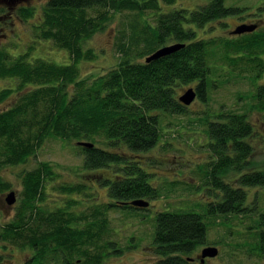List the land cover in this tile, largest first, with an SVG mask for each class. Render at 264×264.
<instances>
[{
  "label": "trees",
  "instance_id": "obj_1",
  "mask_svg": "<svg viewBox=\"0 0 264 264\" xmlns=\"http://www.w3.org/2000/svg\"><path fill=\"white\" fill-rule=\"evenodd\" d=\"M28 1L12 7L23 20L39 15L33 24L37 40L32 42H52L66 51L70 62L57 64L39 57L30 60L28 52L14 57L0 49V78L17 80L14 88H0V102L16 95L15 102L0 111V169L25 163L44 141L56 137L75 142L85 169L113 167L116 173L113 178L101 180L112 201L77 211L78 201L69 198L64 205L50 208L42 202L46 180L53 179L55 171L49 161H39L35 168L21 172L19 197L12 205L6 203L12 207L17 202L18 206L0 227V239L6 245L31 251L23 264H100L114 244L108 238L109 211L136 209L130 201L159 196L157 187L147 181L149 174L130 154L146 151L158 142L159 111L173 115L186 112L188 105L178 100L175 85L194 81L195 97L205 100L210 83L206 58L213 42L198 38L196 30L215 20L241 16L243 8L227 7L224 0H206L191 10L174 6L169 11L163 10V3L172 5L175 0H40L44 3L39 7L23 6ZM12 7L0 4V19ZM122 11L131 17L117 33L118 63L103 75L78 78L77 63L93 57L91 49H83L84 42L114 13ZM148 13L153 14L152 22L145 17ZM169 40L184 46L145 61L147 55ZM260 46L264 47V34L258 44L254 40L243 45L248 51L243 55L248 57L242 60L245 65L251 64V69L260 68L253 79L248 75L247 80L256 87L251 108L264 115V83L255 84V78L264 76V65L252 63L259 57H251L254 48ZM223 47L227 48L225 44ZM138 57L143 59L135 61ZM203 125L210 154L203 181L215 198L208 202L207 212L226 218L216 220L220 223L211 227L217 234L215 243L227 241L224 239L232 231L229 222L233 223L245 236L246 251L253 252L264 264V213L253 226H246L255 208L253 202L251 208L246 206L251 205L247 202L248 188L264 186V169H253L249 159L253 149L247 139L253 134L252 123L247 113L227 110ZM77 142L93 145L83 147ZM103 143L105 146H101ZM231 170L240 173L235 186L224 177ZM10 188V183L0 176V197L4 199L3 192ZM59 189L66 194L83 190L78 184L60 185ZM240 218V224L245 225L243 231L235 223ZM221 226L225 227L223 232L218 230ZM207 229L200 213L159 211L152 237L158 258L143 264H191V253L200 250V254L203 247L209 246ZM76 259H80L79 263Z\"/></svg>",
  "mask_w": 264,
  "mask_h": 264
},
{
  "label": "rangeland",
  "instance_id": "obj_2",
  "mask_svg": "<svg viewBox=\"0 0 264 264\" xmlns=\"http://www.w3.org/2000/svg\"><path fill=\"white\" fill-rule=\"evenodd\" d=\"M26 3L23 6L39 7L44 1L29 0ZM204 3L206 0H175L172 5L163 3V10L169 11L174 6L191 10ZM224 5L243 8L240 12L242 15L215 20L196 30L198 38L213 42L208 47L206 58L207 65L210 66V74L207 76V81L210 80V83L206 88L205 100L202 101L195 97L187 106L184 114L173 115L159 111L161 137L158 142L146 151L130 154V158L138 161L142 169L149 174L147 181L157 187L159 196L153 200L146 199L148 205L144 207L134 206L137 208H117L109 211L108 238L114 244L113 247H109L108 253L100 264H143L155 261L158 256L155 254L152 237L155 217L159 211H185L200 213L204 216V221L208 226L207 241L209 244L207 245L217 247L218 254L207 258L200 264H262L253 252L246 251L245 236L238 233L236 226H232L233 223L229 222L232 231H229L225 237L224 240L227 241L215 243L214 239L217 238V234L211 227L220 223L216 220L226 218L224 215H213L207 212L208 202L215 198L213 194L210 195L208 185L203 181L207 177L206 163L210 160L206 147L205 125H203L206 121L216 119L220 113L227 110L247 113V118L253 128V134L247 139L253 149L249 158L253 163L251 167L264 169V115L263 112L251 108L255 102L256 87L247 80L248 75H251L253 79L260 68L251 69V64L245 65L242 58L248 55H243L245 53H241L240 49L238 51L224 47L221 49L224 37L230 34L228 32L241 21L255 23L257 28L244 34L247 39H241L242 49L245 43L251 44L255 38L263 36L264 0H224ZM13 7L8 8L7 16L0 19V49H5L14 57L28 52L30 60L39 57L57 64L70 62L66 51L57 48L52 42L39 39V41L32 42L36 39L33 24L39 15L34 14L33 17L23 20ZM152 16V13L145 15L149 22H152ZM129 17L131 15L127 11L114 13L100 30L94 32L84 42L83 49H91L93 57L82 59L77 63L78 78L92 79L116 66L120 59L115 46L117 33L119 35L118 30L128 22ZM173 42L175 41L169 40L165 45ZM29 45L33 47L29 48ZM261 48L264 47L254 48L252 54L258 55ZM142 59L143 57H138L134 60L141 61ZM252 63L264 65V52ZM263 78L264 76L255 78V84L264 83ZM16 83L17 80L12 78H0V88H14ZM195 84L196 82L192 81L175 85V95H182L188 88H194ZM15 100L16 95L13 93L12 96L0 102V111L12 105ZM101 146H105V143ZM123 149L127 150L126 147ZM39 161H49L55 171L53 179H48L45 183L42 202L44 206L56 208V206L64 205L66 200L71 198L78 201L76 210L79 211L98 202L112 201L107 194V185H101V180L106 177L113 178L116 173L114 168L85 169L82 167L83 155L77 149L75 142H66L56 137H50L44 141L36 155L30 157L25 163L0 169V176L11 185V188L3 192L2 196L12 190L18 198L22 189L21 172L35 168ZM239 174L231 170L224 173V177L235 186ZM69 184L82 185L83 190L75 194H66L59 189L60 185ZM248 192L247 202H253L255 208L250 211L253 218L251 223L246 221V226H253L260 213H264V186L250 187ZM142 199L145 200V198ZM250 204L247 203L246 206L251 208L253 205ZM17 206L16 202L14 206L5 211L1 206L0 227L14 215ZM239 216L236 215V217ZM241 218L235 223L243 231L245 225L240 224ZM224 228L218 230L223 232ZM0 242L2 243L0 264H23L29 260L31 251L10 244L6 245L1 239Z\"/></svg>",
  "mask_w": 264,
  "mask_h": 264
},
{
  "label": "water",
  "instance_id": "obj_3",
  "mask_svg": "<svg viewBox=\"0 0 264 264\" xmlns=\"http://www.w3.org/2000/svg\"><path fill=\"white\" fill-rule=\"evenodd\" d=\"M24 1H28V0H0V4L3 5H7L8 7H12L15 6L19 3H22ZM256 28L255 24H239L232 32L233 33H242V32H249L252 31ZM184 46V44L182 43H173V44H169V45H165L162 46L158 49H156L155 51H153L151 54H149L147 57H145V61L149 62L151 60L160 58L162 56H165L167 54H170L174 51H177L178 49L182 48ZM195 90L193 88H188L182 95L178 96V100L183 103L184 105H189V103L191 101H193V99L195 98ZM78 145H81L83 147H91L93 144L90 142H77ZM5 201L8 205H12L15 201H16V195L14 191H9L6 193L5 195ZM130 205L132 206H147L148 205V201L142 199V198H138V199H134L132 201L129 202ZM218 254V249L215 246H205L201 249V252L199 254V256L203 259L205 257H213L216 256Z\"/></svg>",
  "mask_w": 264,
  "mask_h": 264
},
{
  "label": "flooded vegetation",
  "instance_id": "obj_4",
  "mask_svg": "<svg viewBox=\"0 0 264 264\" xmlns=\"http://www.w3.org/2000/svg\"><path fill=\"white\" fill-rule=\"evenodd\" d=\"M16 6V5H15ZM242 23H245V24H250V23H247V22H243V21H241V22H239V23H237L235 26H234V29L239 25V24H242ZM253 23V22H252ZM255 24V23H254ZM234 29H232V30H230V32H228V33H230V34H228L227 36H225L224 37V41H223V43L226 45V47L227 48H232L234 51H238L239 49H240V52L241 53H246V52H248V51H245L244 49H242L241 47H240V44H242V42H241V39H247L245 36H244V34H247V33H250V32H247V31H245V32H242V33H233L232 31L234 30ZM257 29V28H256ZM262 38V36H260V37H257V38H255L254 40L256 41V43L258 44V40H260ZM229 43H232V44H229ZM240 47V48H239ZM257 48H259V47H257ZM251 57H260V55L258 54V55H254V54H252V56ZM195 88V87H194ZM255 94V93H254ZM242 96H240V98H241ZM4 207L3 209H4V211L5 210H8L9 208H10V206H8V205H6V201H5V199H3V198H1L0 197V208H2V207ZM1 245H2V243L0 242V248H1ZM207 259V257H205V258H201L200 256H199V254H198V252L197 251H193V255H191L190 257H189V262L191 263V264H200V263H203V262H205V260ZM75 260V259H74ZM79 261H80V259H76V263H79Z\"/></svg>",
  "mask_w": 264,
  "mask_h": 264
}]
</instances>
